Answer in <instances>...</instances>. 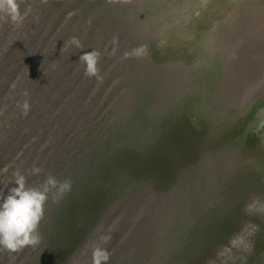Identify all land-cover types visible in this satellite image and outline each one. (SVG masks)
Masks as SVG:
<instances>
[{"label": "rangeland", "instance_id": "1", "mask_svg": "<svg viewBox=\"0 0 264 264\" xmlns=\"http://www.w3.org/2000/svg\"><path fill=\"white\" fill-rule=\"evenodd\" d=\"M185 1L19 0L24 17L20 24L0 16V191L6 196L15 186L17 169L29 186L42 183L49 172L58 180H71L68 190L55 201L50 195L45 205L41 242L15 253L0 249V264H92L97 246L109 253L105 264H264V208L253 206L264 194V177L253 181L258 162L253 156L263 130L250 131L254 143H239L232 136L242 122L239 116L232 122L230 116L249 99L254 110L264 107V39L237 49L234 64L226 69L214 55L210 69L217 75L216 84L225 81L232 87L229 110H224L211 94L214 84L202 77L206 70L201 63L184 54L179 59L161 55L155 44L163 20L158 16L172 22L178 14L167 9L176 6L177 12H184ZM235 14L244 21L254 15L257 24L263 23L264 0H248ZM235 25L234 19L229 32H235ZM72 37L81 47L69 44ZM134 49H141V54L125 58ZM92 50L101 53L98 67L104 80L85 75L79 57ZM150 58L164 68L158 72L164 74L169 95L147 96L135 115L143 94L152 92L146 77L145 84L142 79L133 85L135 69L149 67ZM248 68L253 78L244 82ZM131 72L133 77H128ZM158 85L166 89L165 83ZM125 98L131 99L130 115L114 106ZM25 100L30 104L26 115L21 108ZM152 106L171 108L172 122L182 124L173 142L169 140L166 158L158 159L179 174L161 200L165 211L161 214L162 204L152 202L143 211L145 202L135 203L138 190L132 189L136 193L128 204L137 206L127 210L122 205L104 218L129 195L130 168L148 158L137 159V152L130 150L135 138L155 149L154 129L159 125L145 117ZM212 113L218 122L211 119ZM154 121L158 123L157 117ZM238 149L246 152V159L238 160ZM34 166L43 171L29 175ZM158 177L142 190L151 193ZM191 177L197 178V185ZM120 213L124 218L116 223ZM147 221L151 226L139 234ZM232 221L240 232L222 234L232 229ZM256 233L263 242L254 247L253 255L249 250ZM145 235L152 237L154 249L150 252L149 239L148 250L139 256L137 245ZM239 252L245 255L230 258Z\"/></svg>", "mask_w": 264, "mask_h": 264}, {"label": "bare ground", "instance_id": "2", "mask_svg": "<svg viewBox=\"0 0 264 264\" xmlns=\"http://www.w3.org/2000/svg\"><path fill=\"white\" fill-rule=\"evenodd\" d=\"M201 3L204 5L202 9L204 20L199 28L200 32L196 33L194 30V21L198 18L199 14H201L197 12L198 6ZM241 4L247 5L248 0H186L181 7L184 9V12H177L179 7L176 6L167 9V12L172 10L175 14H178L172 22L165 21L166 19L163 14L158 16L163 17L159 28L161 34L155 40V44L159 47L158 52L161 53V55L170 54V56L178 59L184 54L187 55L189 60L193 63H201V67L206 70L202 77L204 80H207L211 86L214 84L215 92L213 93L210 89L211 94L224 110H229L228 99L230 98L232 87L225 81L216 84L215 77H217V75L210 69L212 59L215 57L214 55L217 56L216 61L219 62L220 66L226 69L230 63L234 64L235 51L237 49L245 48V45L249 44L250 41L253 42V40L257 41L259 39L262 41L264 39V22L257 24L254 15L251 16V19L248 21L237 18L235 14L236 7ZM259 13L260 10H257L255 15ZM181 14L184 15V18H181ZM234 19L236 20L235 32H229V25ZM253 74L254 71L252 68L246 69L244 71L243 81L247 82L248 80H252ZM193 87L195 86H192V88ZM188 89L190 91L193 90L189 87ZM263 90L261 92L262 96H264ZM249 102L250 99L248 102H242L243 104L238 109L237 115L230 114L232 122L236 121V116H239L242 122L240 123L241 128L237 130L232 137L238 139L240 141L239 143L245 139L254 143L250 139V131L257 129V127L263 130L262 136L260 137L261 142L256 145L258 150H255L256 153H254L253 156L258 161L255 166L257 170L256 176L253 181L258 183V181L264 177V107H259L254 110ZM175 106L177 107V103ZM177 109H179V107H177ZM211 119L215 122L219 121L216 113H212ZM236 152L239 155L238 160L246 159L248 156L246 152L242 150L238 149ZM253 206L264 208V194H262V198H258L254 201ZM230 225L232 229L225 230L222 234H229L232 231H236L237 233L240 232L234 221H232ZM257 233L254 235L252 245L250 246L249 251H251V254L254 253V247L258 242H263ZM244 255V252H239L236 256H230V258L235 261L236 257H243Z\"/></svg>", "mask_w": 264, "mask_h": 264}, {"label": "clouds", "instance_id": "3", "mask_svg": "<svg viewBox=\"0 0 264 264\" xmlns=\"http://www.w3.org/2000/svg\"><path fill=\"white\" fill-rule=\"evenodd\" d=\"M0 16H4L11 23L18 25L23 21V15L20 12L19 0H0ZM118 37H113V43ZM69 44L81 47L77 37L70 38ZM141 49H134L131 53H125V58L129 56H139ZM80 61L85 64V75L88 77L100 76L98 64L101 60V53L97 50L85 52L79 57ZM27 96V93H24ZM23 114L26 115L30 110L28 100L21 105ZM43 170L39 167H33L29 170V175H36ZM13 184L5 196L0 191V249L10 253H15L26 246H37L42 235L39 231L41 221L45 216V205L50 195L55 201L60 195L70 188V178L63 181L58 180L49 172L42 183L35 186L27 184L26 175L19 169L14 173ZM109 259V253L97 246L92 253V264H105Z\"/></svg>", "mask_w": 264, "mask_h": 264}, {"label": "water", "instance_id": "4", "mask_svg": "<svg viewBox=\"0 0 264 264\" xmlns=\"http://www.w3.org/2000/svg\"><path fill=\"white\" fill-rule=\"evenodd\" d=\"M203 7H204L203 3H201L198 6V11L197 12L201 13V14H199L198 18L194 21V24H195L194 30H195L196 33L200 32L199 28L201 27V24H202V22L204 20V17H203V14H202ZM148 66L149 67H147V65H146V69H141L138 66H136V69H135L136 73L135 74H137V75H134V77H133L132 76L133 72H131V73H129V76H128V77H133L134 78V82H133L134 86L135 85L138 86V83L140 81H143L142 79H144V84L146 82H148L149 88L152 91V92L146 91V93H144V94L143 93L139 94V95L143 94L144 95V99H143L139 109H135V111H133V113L135 115L139 114L141 112L140 109L143 106V104L145 103L147 96L150 98V96H153V95L159 96V95L163 94L164 97L166 95H169V90H168L169 88L167 86L168 84H167V82H165V79L162 77L164 74H161V73L158 72V70H160V69L164 70V68L161 66L159 61L157 59H154V58L151 59L150 58V61L148 62ZM143 68H144V66H143ZM145 77L147 78L146 82H145ZM104 79H105V77H102L101 80H104ZM122 79L123 78H120L119 80L115 81V83L117 84ZM115 83H113V85H115ZM164 83L166 85V89L163 88L164 87ZM158 84H162L163 85V87H162L163 89H160ZM109 88H110V86H109ZM162 91H163V93H162ZM128 97H130V96H128ZM130 100L131 99H129V98L127 100L125 98L123 101H121L120 105L117 102H115L114 106H119L118 107V111H121L122 113L127 111V113L130 115V112H132V110L130 111V109H129L130 105H128V102H130ZM147 113L145 114V117H147V120L149 121V123H151L152 125L154 123L159 125L158 126V128H159L158 130L154 129V131L157 132L156 135H155V143H154L155 144V149H152V146H151L152 144L148 143L146 140L143 142V146H142L138 142L137 137L135 138L134 144H131V147H130L131 149L130 150H132V152H137V154H138L137 155V159H140L141 156H143V155H144L143 157H148V158H147V160H143V163H141L140 165L133 166L132 168H130V169H132V171H131L130 175L128 174V177H131V180L128 182L129 190H130V191L128 190L130 192L129 195L126 198H124L123 201L119 203V205H115L109 211H106V213L104 214L105 217L103 216L104 218L109 216L113 211H116L122 205H124V206L121 207V208L126 207L127 210H131V209L135 208V206H137L136 204L135 205L134 204L133 205L128 204L129 202L133 201V199L131 200V198H134L132 196L136 193V192L132 193L133 190H138L137 198H136L137 200H136V202L135 201L134 202L135 203H139L141 201V205L145 202L142 205L143 206V211H145L146 206H148V204H150V202H152L153 205H156L157 203H159L158 205L162 204L161 200L166 198V194L165 193H167L168 189H170L172 186H174V184H175V182L177 180V177L179 176V174L174 175L172 173L173 170L170 169V164H169V167H165L158 161V159H159V157H160V159L161 158H163V159L166 158L165 152H168V148H170V146H171V144H168L170 142L169 140H171L173 142L172 138L174 137V132H176V133H178V131L180 132L182 124L175 125L172 122L170 117L172 116L171 113H173V110L171 108L167 107V106L163 107L160 110L157 109V107H156V109L153 107L151 109V113H150V111H147ZM156 117H157L158 123L156 121H154ZM185 120H186V115H184V117L182 118L183 122ZM113 122H115V120ZM151 124H150V126H152ZM159 130H161V131H159ZM163 130H164V132H163ZM152 143H153V141H152ZM97 149H100L97 153H101V147L98 146ZM147 150H149L150 153H148V155L145 156L146 154H143V153H147ZM125 165H126V163H125ZM157 175H159V177L157 179L155 189L151 190V193H149V194L147 193L148 191L145 192V190H142L143 187L148 188V186H146L147 183L152 181L155 178V176H157ZM196 177L198 178V176H196ZM197 178L193 179L191 177V179L193 180L192 181V185H193V183H194V185H197V182H198ZM162 195H164L163 198H162ZM145 197L147 199H145ZM141 199H144V200L142 201ZM151 199H153V200H151ZM146 200H148V201H146ZM164 203H166V201ZM160 206H161V209H162L161 210V214H163L164 211H165V207L166 206L164 204H162ZM139 207L140 206H138V208ZM137 216L139 217L140 214L137 215ZM123 218H124V213L118 214V216L116 217V220H115L116 223H117V221L123 220ZM136 219L138 221L137 217H136ZM159 221L160 220H158L157 222H159ZM150 226H151V223L150 222L148 223V221H147L145 226L140 227L139 234L144 233L145 230L148 227H150ZM97 229L98 228H96V230ZM145 236L144 237H142V236L140 237L139 245H137L138 248H139V252H138L139 256L141 254H144L143 252H144L145 247L149 244L148 243L149 239H151V244H149L150 245V252H151V250L153 251V249H154V244H152L153 243L152 237H149L150 235H145ZM146 240H147V242H146ZM232 246H234V245L232 244ZM145 250L147 251L148 249H145ZM144 259L145 258L143 257L142 260L145 261Z\"/></svg>", "mask_w": 264, "mask_h": 264}]
</instances>
